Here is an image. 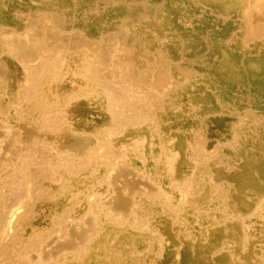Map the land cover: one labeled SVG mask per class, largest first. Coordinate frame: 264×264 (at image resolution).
Segmentation results:
<instances>
[{
  "label": "bare ground",
  "instance_id": "6f19581e",
  "mask_svg": "<svg viewBox=\"0 0 264 264\" xmlns=\"http://www.w3.org/2000/svg\"><path fill=\"white\" fill-rule=\"evenodd\" d=\"M0 264H264V0H0Z\"/></svg>",
  "mask_w": 264,
  "mask_h": 264
}]
</instances>
